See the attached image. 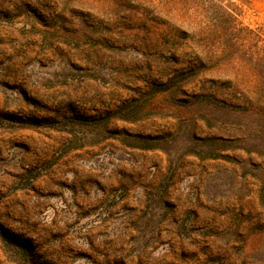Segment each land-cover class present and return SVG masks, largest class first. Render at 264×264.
Instances as JSON below:
<instances>
[{
  "label": "rangeland",
  "instance_id": "1",
  "mask_svg": "<svg viewBox=\"0 0 264 264\" xmlns=\"http://www.w3.org/2000/svg\"><path fill=\"white\" fill-rule=\"evenodd\" d=\"M59 10L0 0V264H264V132L192 100L206 74L186 104L149 93L200 64L189 45L139 53L69 14L55 36Z\"/></svg>",
  "mask_w": 264,
  "mask_h": 264
},
{
  "label": "trees",
  "instance_id": "2",
  "mask_svg": "<svg viewBox=\"0 0 264 264\" xmlns=\"http://www.w3.org/2000/svg\"><path fill=\"white\" fill-rule=\"evenodd\" d=\"M57 2L59 12L44 16L42 20L55 28L52 31L55 36L60 32L68 36L76 33L67 27L72 24L71 19L67 20L71 16L80 18L84 24H102L104 31L98 39L107 40V34L109 38L117 36L132 42L130 46L139 53H166L189 45L201 54L200 64L174 73L165 83L153 84L149 93L171 91L178 105L186 104L185 100H180L182 88L206 74L216 93L205 91L192 96V100H204L222 109L239 112L254 120V130L264 132V21L255 24L244 21L246 11L250 9L248 0ZM82 35L86 38L87 34ZM56 38L66 42L63 36ZM71 121L92 123L95 120L73 118ZM0 237L5 242H13L1 230ZM19 250L23 257L31 260L25 248L19 247Z\"/></svg>",
  "mask_w": 264,
  "mask_h": 264
}]
</instances>
